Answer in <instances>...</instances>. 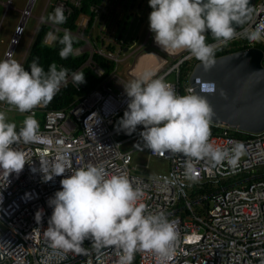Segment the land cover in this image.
<instances>
[{
  "label": "built area",
  "instance_id": "2783aa9c",
  "mask_svg": "<svg viewBox=\"0 0 264 264\" xmlns=\"http://www.w3.org/2000/svg\"><path fill=\"white\" fill-rule=\"evenodd\" d=\"M28 1L21 9V21L13 27L2 60L12 56V50L23 32V22L33 4L31 2L28 6ZM68 1L74 4L78 2ZM0 4L4 10L12 7L11 0H0ZM114 4V0H101L97 6H91L95 11L93 21L101 5L108 7L110 12ZM58 6L64 12L70 9L66 0H59L54 8ZM253 7L255 23L264 21V0H254ZM41 20L42 17H39L35 31L41 25ZM43 23L49 26L47 33L57 34L58 30H65L48 20ZM86 23L87 17L81 16L75 30L69 32L86 42L82 37ZM250 24L255 26L248 22L235 29L238 36L231 41H217L212 38L205 42L213 45L214 50L235 42L247 46L259 43L264 47V40L250 42L242 37L243 30ZM90 30L91 27L87 34ZM45 37L46 34L43 42L51 45L53 42ZM78 47L73 48V55L83 53ZM111 49L105 48V44L101 43L99 47L89 50L82 65L88 66L99 81L87 91L80 93L83 85L77 86L72 79L71 74L77 72V69L69 73L66 84L78 94L67 109L46 110L42 103L32 112L22 113L25 117L32 116L36 120L41 115L43 119L41 124L38 123L35 141H21L14 145L16 150L25 155L23 170L18 176L15 173L10 174L7 187L6 182L0 181V187H6L0 188V264H117L119 250L113 246L97 248L91 241L86 240L82 245L86 250L84 253L65 252L62 249H53L42 234L33 231L40 227L42 233L47 228L52 208L46 202L61 189L60 180L70 175L66 171L63 176H54L51 181L44 182L43 173L39 171L40 161L50 164L61 151L67 153L72 169L93 164L102 166L109 173L127 175L133 186L142 190L143 196L139 202L146 205V212L163 214L174 224L178 234L174 254L164 258L150 251H137L132 264H264V130L257 133L246 132L247 136H240L235 134L239 130L214 125L221 127V131L211 133L209 137V142L214 147L229 148L234 142H242L245 153L235 166L227 162L215 164L208 158L196 161L198 176L194 181L184 176L186 158L182 154L166 153L160 156L147 149L148 157L167 159L169 166L167 170L155 174L140 171L137 164L132 163L134 150H122L121 146L140 138L139 132L143 129L123 140L115 138L122 131L117 130L118 124H113L114 119L123 115L128 103L123 86L132 80L118 72V65L129 57L124 52L127 50L124 48L122 51L120 45ZM92 53L113 61L114 68L105 73L91 59ZM166 53L173 59L180 52ZM24 57L25 53L21 58V65ZM188 58H192L189 52L168 67V60L164 58V62L148 76L151 79L164 80L171 84L177 94L185 95L189 88L194 90L189 79L181 82L179 76L180 65ZM129 74L136 79L143 76L133 69ZM171 74L175 75L174 80L168 79ZM66 84H62L60 89ZM9 109L17 111L10 105ZM136 149L141 151L145 147L139 145ZM33 168L36 169L35 172L32 171ZM164 178H167V182ZM206 185L209 187L206 190L191 192L195 186ZM26 193L29 194L27 197ZM38 209H43L40 226L34 220ZM186 225L200 228L197 241H186L190 234Z\"/></svg>",
  "mask_w": 264,
  "mask_h": 264
},
{
  "label": "clouds",
  "instance_id": "9594fccd",
  "mask_svg": "<svg viewBox=\"0 0 264 264\" xmlns=\"http://www.w3.org/2000/svg\"><path fill=\"white\" fill-rule=\"evenodd\" d=\"M148 4L152 9L148 20L154 43L168 53L187 50L192 56L188 59L200 61L205 70L216 63L214 46L205 42L206 31L210 30L215 40L228 42L238 36L233 25L240 28L252 22L255 26L250 24L244 29L242 37L250 42L264 40V21L255 23V9L249 0H148ZM47 20L59 25L66 23L67 17L58 6ZM45 38L52 42L58 40L63 45L59 51L61 59L73 53L74 37L67 29L62 38L54 32L46 33ZM29 69L25 70L10 56L0 60V102H6L20 113H30L38 105L49 103L69 75L68 69L58 70L55 63L45 72L37 59ZM71 75L77 86L85 83L84 73ZM197 83L201 93L216 92L214 82L198 80ZM123 88L128 103L118 120L117 130L131 135L138 125L143 126L139 137L152 154H182L186 158V179L197 178L196 161L208 158L215 164L227 162L235 166L244 155L246 149L242 142H234L229 148L214 147L209 142L214 111L207 99L193 89L179 95L171 84L148 75L130 81ZM220 95L225 96L223 90ZM38 127L37 120L28 116L17 131V125L0 112V181L6 182V187L10 174L18 176L26 163L24 153L14 145L35 141ZM39 171L44 182L63 176L66 171L70 173L60 180L61 189L46 202L52 208L47 228L42 233L40 227L33 229L53 249L82 254L86 251L82 245L88 240L97 248L113 246L119 250L117 264H132L137 251H150L164 258L174 254L178 239L174 224L163 214L146 212V205L139 202L142 190L134 187L127 175L109 173L93 164L72 169L67 153L62 151L50 164L40 161ZM42 216L43 209H38L34 215L38 226Z\"/></svg>",
  "mask_w": 264,
  "mask_h": 264
},
{
  "label": "rangeland",
  "instance_id": "374dc122",
  "mask_svg": "<svg viewBox=\"0 0 264 264\" xmlns=\"http://www.w3.org/2000/svg\"><path fill=\"white\" fill-rule=\"evenodd\" d=\"M28 0H11L12 7H8L4 10L3 5L0 4V60H2L3 52L7 49L9 44V38L12 35L13 27L19 23L22 19L21 9L24 8ZM59 0H34L29 8V15L23 22V32L18 39L17 45L12 50L11 59H14L20 63L22 56L26 55L29 43L33 41L36 33V27L38 18L42 17L40 21L42 24L49 14L53 13L54 5ZM112 11L108 12V7L101 5L98 8L95 21L91 26V30L88 34H83L82 37L86 42L80 47L81 52L88 54L89 50L99 47L102 43L105 44V48L112 50L111 48H117L121 46L122 51L129 55L128 59L118 65V72L129 79L134 80L133 75L129 74V71L134 69L139 57L148 52H155L160 56L168 60L167 67L171 66L178 58L188 53L187 50L179 51L175 58H171L165 51L158 47L154 43L153 33L149 30V14L152 9L149 7L148 0H114ZM115 9L117 11H115ZM112 18V21L110 19ZM133 19V20H132ZM81 39V38H80ZM26 50V52H25ZM122 56V55H121ZM264 60V56H263ZM136 79V78H135ZM168 79L174 80L175 75L171 74ZM0 112L6 114V118L9 122H14L17 127L22 125L25 120V116L18 112L9 109V105L6 102H0ZM39 117V116H37ZM143 126L138 125V131L142 130ZM133 133V134H134ZM131 134V135H133ZM123 131L115 138L123 140L130 137ZM143 145L140 138L134 139L121 146L122 150H134L133 164H137L140 171L146 174H155L159 171H165L168 169L169 162L167 159L159 158L155 156H149L147 149L137 150V146ZM190 234L186 237L187 242H194L198 240L200 228L194 225H186Z\"/></svg>",
  "mask_w": 264,
  "mask_h": 264
},
{
  "label": "water",
  "instance_id": "95a60500",
  "mask_svg": "<svg viewBox=\"0 0 264 264\" xmlns=\"http://www.w3.org/2000/svg\"><path fill=\"white\" fill-rule=\"evenodd\" d=\"M254 0H249L252 6ZM235 29L239 26L233 25ZM211 35L210 30L207 31ZM263 51L247 47L214 56L215 65L205 70L197 61L189 75L195 93L204 96L214 111L210 124L224 125L247 133L264 130ZM201 82H214L216 92L201 93ZM223 90L225 96L220 95Z\"/></svg>",
  "mask_w": 264,
  "mask_h": 264
},
{
  "label": "trees",
  "instance_id": "16d2710c",
  "mask_svg": "<svg viewBox=\"0 0 264 264\" xmlns=\"http://www.w3.org/2000/svg\"><path fill=\"white\" fill-rule=\"evenodd\" d=\"M70 9L68 12H64V15L67 17L66 23L59 24L58 26L67 29L68 31H74L78 20L81 16L87 17V23L86 28L84 30V33L87 34L88 29L91 27L92 21L94 19L95 11L91 9V6H97L101 0H78L76 4L66 0ZM49 29V26L45 23H42L33 38V41L30 42L27 53L23 59L22 66L25 68V70L30 71L29 66L33 62L34 59L38 60L39 65L44 69L45 72L48 71L49 65L52 63H55L57 65V68L63 67L69 70V73L76 70L77 72L84 73L85 83H83V90L80 92L87 91L88 89L95 86V84L99 81V78L96 77L91 69L88 66L82 65L85 59L87 58V53L83 52L78 55L70 54V56L66 59H61L59 56V51L63 47V45L59 44L58 40L56 42H53L51 45H47L43 42L44 35L47 33ZM57 37L62 38L64 35L63 30H58ZM72 35V34H71ZM74 37V43L73 48L81 46L83 44L82 39L72 35ZM206 39L205 41L211 40L213 37L206 33L205 34ZM256 47H259L263 53H264V47L260 45L259 43L255 44ZM245 44H241L239 42H235L232 45L225 46L221 49L214 50L215 55H221L224 53H228L231 51H235L238 49L246 48ZM91 59L98 63L104 70L105 73L109 72L114 68V62L111 60L104 59L103 57L92 53ZM197 60L195 59H186L182 62L180 65V80L181 82H185L187 75L189 71L192 69L193 65L195 64ZM262 64L264 65V60H262ZM78 92H76L70 85L66 84L64 85L52 98V100L45 104L46 110H61V109H67L68 106L73 103L75 100L76 95ZM123 115H119L116 119H114V125L118 124V120ZM39 124L42 123L43 116L39 115V117H36ZM22 125H19L17 127V130L20 129ZM211 133H215L218 131H221V127L210 125ZM236 135L240 136H247L248 134L243 131H235ZM206 188H209L208 185L204 187H197L195 186L194 189H191V192L199 191V190H206Z\"/></svg>",
  "mask_w": 264,
  "mask_h": 264
},
{
  "label": "bare ground",
  "instance_id": "6f19581e",
  "mask_svg": "<svg viewBox=\"0 0 264 264\" xmlns=\"http://www.w3.org/2000/svg\"><path fill=\"white\" fill-rule=\"evenodd\" d=\"M31 2H34V0H29L28 6L30 5ZM178 52H176V53H178ZM176 53H172V54H176ZM141 59H142V61H141ZM163 62H164V58L162 56H160L159 54H157L155 52H148V53H145L139 57L136 65H135L136 68H138V67L139 68H138V70L136 69V71L142 72L141 70L145 67L143 70V71H145L144 72L145 74L142 73L141 75H143V76L149 75L154 69L158 68ZM135 67H134V69H135ZM134 69H133V71H134ZM197 80H198V78H197Z\"/></svg>",
  "mask_w": 264,
  "mask_h": 264
},
{
  "label": "crops",
  "instance_id": "0c3cea01",
  "mask_svg": "<svg viewBox=\"0 0 264 264\" xmlns=\"http://www.w3.org/2000/svg\"><path fill=\"white\" fill-rule=\"evenodd\" d=\"M132 20H133V19H132ZM141 61H142V59H141ZM140 63H141V62H140ZM138 68H139V67H138ZM138 68L135 67L134 72L139 73V74H142V73L145 72V71H143L145 67L141 70L142 72H138V71H136V69L138 70ZM144 74H145V73H144Z\"/></svg>",
  "mask_w": 264,
  "mask_h": 264
}]
</instances>
